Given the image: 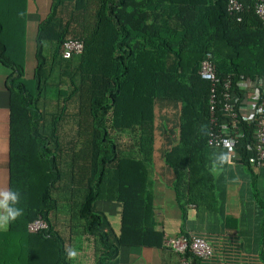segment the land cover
<instances>
[{
  "label": "trees",
  "instance_id": "16d2710c",
  "mask_svg": "<svg viewBox=\"0 0 264 264\" xmlns=\"http://www.w3.org/2000/svg\"><path fill=\"white\" fill-rule=\"evenodd\" d=\"M227 1L51 0L38 21L34 67L25 78V29L15 31L17 41L6 35V21L25 12V2L0 0L9 190L19 192L16 207L22 209L0 230V264H69L51 218L67 191L64 201L76 206L83 232L96 241V264L115 257L122 245L164 246L153 224L155 100L179 104L176 138L163 158L181 200L189 181H203L206 173L209 83L198 74L202 58L212 55L218 77L230 75L240 99V76L264 77V30L252 9L257 0H239L241 21L227 12ZM68 39L82 40L83 49L65 59L59 49ZM242 125L235 150L251 167L253 124ZM98 200L120 204L113 241L92 209ZM39 216L48 228L29 232L27 224ZM261 227L263 247L264 217ZM185 256L201 264L188 250Z\"/></svg>",
  "mask_w": 264,
  "mask_h": 264
},
{
  "label": "crops",
  "instance_id": "0c3cea01",
  "mask_svg": "<svg viewBox=\"0 0 264 264\" xmlns=\"http://www.w3.org/2000/svg\"><path fill=\"white\" fill-rule=\"evenodd\" d=\"M13 1L7 0V4L11 5ZM16 1H24L26 10L17 18L15 16V18H12L13 16L8 18L6 35L12 40L15 36L17 41L19 36L15 34V31L25 29L22 52L25 78H30L34 67V38L37 24L39 19L48 12L51 0ZM6 74L7 70L0 67V191L9 190V110H7L8 94L5 89ZM241 89L244 96L240 111L246 113L251 109V103L255 100L254 95L259 90L257 83L252 79L245 80ZM178 111V102L155 100V140L151 177L154 228L161 231L164 238L177 235L181 230L205 237L213 246L214 254L209 260H200L201 264H264V245L261 246V223L264 217L262 210L264 209V165L248 167L235 155V159L228 156L229 161L222 166L217 161V166L214 168L216 157L221 153L229 155L228 149L208 146L203 181H195L192 178L189 181L190 189L186 186L184 190L186 198L181 196V200H177L175 191L172 189L175 174L166 164L163 156L165 150L170 147L171 140L176 138ZM196 188L198 190H195ZM198 191L200 201L194 197ZM190 195H193L192 202H190ZM68 196L69 191L63 193L60 200L66 201ZM99 201L102 204L96 211L109 220L108 227H111V214L114 218L120 219V204L107 200ZM59 211L61 209H58L56 215H52L51 218H53L54 228L64 239L63 244L67 251L72 249L76 252L74 258H68L69 264H96L97 245L94 237L83 232V222L78 218L74 224L71 221L59 222ZM8 225L9 222L5 224L0 221V230H6ZM104 229L108 232L107 228ZM118 230L116 232L112 229V241ZM103 264L181 263L179 253L166 246L122 245L118 248L116 256L104 259Z\"/></svg>",
  "mask_w": 264,
  "mask_h": 264
},
{
  "label": "built area",
  "instance_id": "2783aa9c",
  "mask_svg": "<svg viewBox=\"0 0 264 264\" xmlns=\"http://www.w3.org/2000/svg\"><path fill=\"white\" fill-rule=\"evenodd\" d=\"M252 9L264 30V0L255 1ZM226 10L235 17L236 21H241L240 13L243 10V4L239 0H228ZM82 43L80 39H68L61 42L59 49L61 57L67 59L79 54L83 49ZM198 74L209 83L207 145L226 148L228 156L235 159L237 155L235 148L244 135L242 124L243 122L252 123V142L247 144L248 162L254 167L264 165V77L255 79L259 91L254 95L255 100L251 103V109L243 113L240 111L243 97L240 99L235 93V85L230 75L224 78L218 77L211 54H206L200 61ZM245 80L248 79L240 76L237 81L239 89ZM226 141L228 146H225ZM47 228L48 224L41 216L27 224V230L32 233ZM163 241L164 246L179 253L181 264H190V258L185 256L187 250L201 261L209 260L214 254L213 246L200 235L187 233L185 236L184 233H178L164 238Z\"/></svg>",
  "mask_w": 264,
  "mask_h": 264
},
{
  "label": "clouds",
  "instance_id": "9594fccd",
  "mask_svg": "<svg viewBox=\"0 0 264 264\" xmlns=\"http://www.w3.org/2000/svg\"><path fill=\"white\" fill-rule=\"evenodd\" d=\"M225 146H228V142H225ZM217 161L219 165H223L225 162L229 161V157L227 154L221 153L216 157V161H214L213 167L217 166ZM20 199V194L17 191L12 190H3L0 191V221L3 223H8L10 221L16 220L22 214V209L16 207ZM76 256V252L72 249L67 251V257L69 259L74 258Z\"/></svg>",
  "mask_w": 264,
  "mask_h": 264
},
{
  "label": "rangeland",
  "instance_id": "374dc122",
  "mask_svg": "<svg viewBox=\"0 0 264 264\" xmlns=\"http://www.w3.org/2000/svg\"><path fill=\"white\" fill-rule=\"evenodd\" d=\"M0 67H2V68H4L1 64H0ZM65 127L66 128H68L69 126L68 125H65ZM65 136V135H64ZM70 136V135H69ZM65 141H66V139H65ZM63 183H65V179H64V181H63ZM193 189H194V186H193ZM195 190H198L197 188L195 189ZM82 191L80 190L78 193H77V197L75 196L74 197V205L75 204H78V201L81 199V197H82ZM197 194H199V191H198V193H196V195L194 196L195 197V199L196 200H198V201H200L201 199L198 197V195ZM192 198H193V195H190V202H192ZM110 203V202H109ZM102 203H101V201H96L94 204H93V206H92V209L93 210H98V208H99V206L101 205ZM64 201H61L60 203H59V209H61V211H59V214H58V217H59V222H62V221H64L65 223L66 222H69V221H71V223H75V222H77V216H74L73 215V212H75L76 211V206H73L71 203H68V204H66L65 205V211H66V213L64 212ZM75 207V208H74ZM101 215H102V213H100ZM114 215L113 214H111V227H108V222H109V220H107L106 219V217L104 216V215H102V217H103V219H102V225H103V227L104 228H107V230H108V234H109V236H110V238H112V236H113V233H112V229L113 230H116V232H117V230H118V223H119V221H120V219H119V217L117 218H114L113 217ZM74 217H76V218H74ZM116 223V224H115Z\"/></svg>",
  "mask_w": 264,
  "mask_h": 264
}]
</instances>
